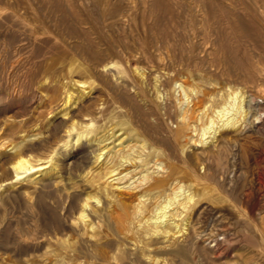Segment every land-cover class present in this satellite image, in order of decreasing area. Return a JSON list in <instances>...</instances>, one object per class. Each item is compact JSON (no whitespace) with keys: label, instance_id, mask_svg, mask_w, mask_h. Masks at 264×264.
I'll list each match as a JSON object with an SVG mask.
<instances>
[{"label":"rangeland","instance_id":"obj_1","mask_svg":"<svg viewBox=\"0 0 264 264\" xmlns=\"http://www.w3.org/2000/svg\"><path fill=\"white\" fill-rule=\"evenodd\" d=\"M19 1H24L27 5L30 3L29 7H36L38 3L37 0L35 2L28 0L29 3L28 1L25 3L26 0ZM111 1L114 2L111 5L107 4L104 9L102 8L105 7L104 5L95 2L90 4L87 0H85L86 3L84 0H80L79 4L76 3L78 11L86 5L79 14L83 22L89 18L91 23L88 19L84 22L85 24L81 23L82 29L87 30L84 32L86 37L83 35L85 38L83 36L81 38L82 43L86 44H82L77 36L74 37V33L68 32L66 35L65 32L69 30L63 31L65 28H62L59 43L54 44L51 52L42 55L44 48L37 45H29L28 48L23 45L22 50H14L12 47L18 45L19 36L11 33L9 37H2L0 34V184L6 183L0 185V196L4 190L9 191L8 197H5L3 201L0 200V264H264V115L258 122L243 124L234 132L225 133L226 139L223 146L213 143L210 146L203 144L199 140L200 130H193V132L191 129H183L181 136H172L171 134H175L182 128L181 112L185 110V107L191 114L190 122L198 128L203 125L207 116L213 114V107L217 106L218 100L209 101V103L212 102V106L206 109L207 115L201 113L204 108L203 103L210 98L209 93H217L220 84L206 83L198 74L194 75L188 70L189 67L204 69L207 65L200 59L204 53L201 52V46L198 44L193 43L194 49L191 50L190 44L188 47L186 45L183 48L184 52L179 49V45H171L174 51L170 48L171 46H164L155 50L157 64L145 62L148 60L141 57L143 56L141 52H139L140 55L137 52L140 51L137 48L139 41L144 37L138 24L141 25L139 20L145 5L143 2L149 3L152 0H119L120 3L118 0ZM94 4L99 6L96 7ZM116 4L119 5L118 10L122 12L113 10ZM40 6H43V9ZM87 6L88 8L91 6L89 10L93 9L90 11L91 14ZM37 8L39 11H44L45 6L39 3L33 9ZM136 9L140 14L136 15ZM132 11H135L137 17H134ZM111 12L113 18L110 17ZM123 12H129V14L124 13V17L123 14L120 16ZM83 15H86V18ZM91 16L96 21H92ZM118 16L124 19H119ZM107 19L111 20L108 22ZM117 19L122 20V25ZM128 22L130 26L127 25ZM133 22L138 24L134 25ZM113 24L119 26L115 27ZM131 24H133L132 27ZM133 27L138 30L140 28L139 31L136 30L142 35ZM87 32L90 35L87 36ZM124 34L129 35V38ZM87 37L92 40L89 41ZM61 39L64 41L62 42ZM104 40L115 44L110 48L108 46L110 43H107L111 52L106 51L107 46ZM72 41L77 47H74ZM6 42L8 46L4 47L3 43L6 44ZM133 46L134 49H131ZM75 48L78 49L79 55L75 53ZM84 48L88 49V52ZM96 48L100 49L103 57L109 55L114 58L119 57L117 59L120 60L121 68H123V79L113 78L111 88L104 82L102 73L104 71L93 69L83 71L84 67H87L86 63L95 61L92 59L91 51ZM115 48L119 49L118 51L122 48L124 52L123 50L115 52ZM130 50L133 51L130 52ZM185 53L190 60L189 64H176L177 56L181 54L186 56ZM125 54L132 57L124 56ZM192 55L198 59L194 60ZM71 56H74V61L70 59ZM35 62L38 64H34ZM192 64L195 65L191 66ZM86 73L93 80V89L79 98L81 86L74 80ZM239 78H234L235 87L238 85L245 94L264 96V92L261 91L264 85L260 80L247 82ZM180 82L189 91V99L184 101L183 106L178 104L183 98V91H180L181 88L178 87ZM69 90L73 92L71 101L79 98L78 103L71 105L69 109L81 113L88 108L89 117H94L100 126L98 135L105 134L109 125L113 126L119 121L126 123L127 128L136 129L139 136L147 140L149 147L144 152L148 153L153 146L156 149L151 153L149 164L138 163L139 167L136 164H129L127 167L133 169V172L131 171L123 179L109 182L111 178L107 180L103 176L99 179V183L92 184L88 180L90 173L85 174L83 170L88 166L95 169L98 162L93 161V156L86 150L77 149L75 154L66 156L61 162L62 177L53 188L38 189L28 179L22 181L5 179L6 161L9 153L14 150V148L11 149L9 136L13 135V139L21 140L27 131L31 134L42 126L48 127L59 123L62 120L60 110L63 109L62 106L64 107L62 103ZM78 104L81 106L77 109L73 108ZM143 111L154 113L147 117L145 123L141 120ZM24 117H28V121L22 124L24 130L16 129L13 132L12 129H5L7 124ZM124 135L125 143L133 139L127 133L122 136ZM31 137L34 138V136ZM55 138L50 143L52 147L59 145V137ZM111 139L107 140V143ZM140 143L135 139L131 141V144L140 145ZM111 145L112 143H108L106 148ZM48 151L49 149L44 150L42 156H45ZM55 158L56 155L52 161ZM75 158L77 160L74 163L68 162ZM47 165L49 163H45V166ZM147 169L151 171V178L140 180L139 172ZM32 174L36 175L39 172ZM155 178H163L164 181L161 185L155 186ZM181 184L186 189L185 193L194 194L189 209L181 217H188L191 223L189 225L199 223L201 232L193 233L190 237L192 240L188 241L184 240L186 232H176L175 236L170 238L171 240H166L161 230L155 232L154 227L146 219L152 215L155 206L163 202L168 195L172 196L173 190L179 189L178 186ZM90 195L92 196L89 199L91 206L88 207L89 215L85 220L80 217V212L83 202ZM182 197L183 195H180V199ZM36 200H38L39 208L33 206ZM173 204L177 205V203ZM173 204L170 208L174 207ZM137 206H143L141 207L143 212L139 211ZM227 208L232 209V213L236 212L235 218L232 219ZM215 211L220 213L219 221L213 220L212 214ZM113 212L120 214L117 213L115 216ZM91 220L94 223L93 227L87 225ZM179 222L183 220L180 218ZM189 225L186 231L192 230ZM71 246L77 248L75 252L71 250ZM163 260L167 262L164 263Z\"/></svg>","mask_w":264,"mask_h":264},{"label":"bare ground","instance_id":"obj_2","mask_svg":"<svg viewBox=\"0 0 264 264\" xmlns=\"http://www.w3.org/2000/svg\"><path fill=\"white\" fill-rule=\"evenodd\" d=\"M18 1H16V0L15 1L14 0H0V34L2 37H9L8 35L11 33L17 34L19 36L18 41H17V42H19L18 45L12 47V48H14V50H22L23 45L24 46L26 45L27 48L29 45L30 46L31 45H33V46L37 45L39 47L44 48V52L42 53V55H46V54H48V52L52 51L54 44L59 43L60 33L62 32L61 31L62 28H65L63 31H65L66 29L69 30V31L65 32V34L68 32L74 33L75 34L74 37L77 36L79 40H81V38H83L86 35V33H84V32H86L87 30L85 31L81 27V23L83 22V20H82V17L80 15L81 14L80 10L84 9L86 7V5L84 8L80 7L82 9H79V11H78L77 4H79L78 2H80V0L79 1H77V0H40L41 2H39V0H37L38 1V3H36L37 5L39 3H42L45 6L44 11H39L38 10L39 8L33 9V8H36L37 5H36V7H29L28 5L30 4L29 3L30 1H28V0L25 1V3L28 1L27 2V3H29L28 5L24 4V1L23 2L22 1L18 2ZM87 1H90V4L92 2H95L97 4H102L105 6V7H102L103 9L107 7L106 6L107 4L111 5V3L114 2L111 0H87ZM120 1L118 0V3H120ZM33 2H35V0ZM33 2H32V4H33ZM84 2H85V0H84ZM143 3H145V5H144V9L142 10L143 12H141L142 13L140 16L141 20H139V21H141V25L136 23L137 20H136V22H133V23H135L134 25L138 24L144 33V37L143 38L141 37L142 39L140 38L141 41H139V44L137 46L138 50H140V51H137V52L138 53L141 52L143 54V56H141V57H144L143 59H146L149 61V62L148 61H145V62H147V63L156 62V64H157L158 63L157 59H156L157 55L156 56L154 55L155 50L160 49L164 46L179 45V49H181V51H183V48L186 45H187L186 47H188V45L190 44L189 49L191 50V49H194V45H192L193 43L198 44L201 46V52L204 53L203 57L201 56L202 58H200V56H199V58L202 59L203 62H205L203 64H207V65L205 68L203 67L204 69L198 70V69H192V67H189L188 70L194 75L198 74L199 77H201L203 80H205L206 83L220 84L219 90L217 91V93H213V94L209 93L210 98L208 100L204 101L205 103L202 102L204 104V106H203L204 108L201 106L203 108L201 110L202 111L201 113H205L206 109H208L210 106H212V102L209 103V101H214V99L218 100L217 106L213 107V110H212L213 114L211 113L212 114L211 116H207L208 118L206 121H204L203 125L198 128L195 124H192L190 122L191 114L189 113L188 109L186 110V107H185V110L183 109L184 111L181 112L182 128L179 131H177L175 134H171V135L174 137H179L182 135L183 129H191V131H193V130L199 131L200 130V132H199V134H200L199 138L200 139L199 140L203 144H205L206 146L207 145L210 146V144L213 143V144H216L218 146V145H222L225 142V139H226L225 133H227L228 131H230L232 133V131L234 132L235 130L239 129L241 126H243V124L246 125V124L258 122L259 118L262 115H264V96L259 97L253 93L245 94L244 93L245 91L243 92L238 87V85H237V87H235L233 82H235L234 81L235 77H240L239 79L242 78L241 81L244 80L247 82L248 81L255 82V81L260 80L261 84L263 83V85H264V0H152L149 3H146L145 1ZM34 5H35V3H34ZM102 5H100V7ZM122 5H124V4H122ZM125 5H127V4H125ZM82 6H83V4H82ZM94 6H96V5L94 4ZM98 6L99 5H97L96 7H98ZM139 6L140 5H138V7ZM42 7L43 6H40V8H42ZM96 7H95V11H97ZM111 7H113V5ZM118 7H119V5L116 4L115 9H113V10L116 11V9H117V12H118L119 11ZM87 8H88V6H87ZM89 8H88L89 12L93 11V9L89 10ZM133 8H136V6L135 7L133 6ZM86 9L84 10L85 12H86ZM113 10H112V12H114ZM138 10H140V8ZM103 11L104 10H102V12ZM79 12H80V14H79ZM112 12L110 14L111 18H113ZM132 12L134 13L135 11H132ZM91 13L92 12H90V14ZM124 13H127V12L121 13L120 16H122V14H123V17H124ZM135 13H136V15H138L139 11L137 13V9H136ZM135 13L133 15H134V17H137V16H135ZM82 14H83V11H82ZM87 14H88V12H87ZM127 14H129V12ZM94 15H95V13H94ZM133 15H132V17H133ZM120 16H118V18ZM106 17L109 18V16H107V15H106ZM93 18L91 16V19H93ZM121 18L122 17H120L119 19H121ZM87 19L89 20V18H86V20ZM119 19H117V20L119 21L120 25H122V23H121L122 20L120 21ZM122 19H124V18H122ZM94 20L96 21V19H93L92 21H94ZM97 20H98V18H97ZM107 21H108V19H107ZM124 21L125 20H123V22ZM88 22L90 23V20ZM114 22H115V20H114ZM125 22H127V21H125ZM113 25L115 27L119 26V25L116 26V24H113ZM127 25L130 26L129 22L127 23ZM127 25H125V26H127ZM108 26H109V28H111L110 25H108ZM132 26H133V24H131V27ZM131 27H129V28H131ZM122 29H124V28H122ZM136 29L138 30V28H136ZM88 30H90V29H88ZM137 30H136V32H138L140 30V28L138 31ZM117 32H119V31H117ZM117 32H115L116 36H117ZM62 34H64V33H62ZM127 34H129V32ZM66 35H68V34H66ZM88 35H90V34L88 33L87 36ZM91 35H92V33H91ZM110 35H112V34L110 33ZM124 35H126V34H124ZM140 35H142V34H140ZM140 35H139V37H140ZM127 36L129 38V35H126V37ZM135 36L137 37L138 35H135ZM64 38H69V37H64ZM111 38H113V37H111ZM114 38L116 39L115 35H114ZM97 39H99V38H97ZM122 39H124V38L122 37ZM82 40H81V43H82ZM90 40H92V39H89V41ZM133 40L136 41V39H133ZM61 41H62V39H61ZM67 42H69V41L67 40ZM85 42H88V41H85ZM98 42H100V41H98ZM105 42H104V44L107 46L108 41L106 43ZM128 42H130V41H128ZM128 42H125V43H128ZM72 43H73V41H72ZM81 43H80V45L86 44V43H82V44ZM101 43H99V45ZM109 43H110V45H108V46L110 48H112L111 45L112 46L115 45L114 43L111 44L110 41H109ZM130 43H132V42H130ZM135 43H137V42H135ZM74 44L75 43H73V45ZM104 44H102V45H104ZM3 46L4 47L8 46L7 42H6V44L3 43ZM108 46H107V50H106L107 52L111 50V49L109 50ZM117 46L118 45H116V47ZM134 46H136V45H134ZM134 46L131 49H134ZM172 46L170 48H172ZM74 47H77V46L74 45ZM78 47H79V45H78ZM94 47H96V46H94ZM208 48H210V50ZM57 50H59V49H57ZM77 50L78 49H76L75 53L77 52ZM84 50H85V48H84ZM89 50H90V48H89ZM114 50H115V52L116 51L120 52L123 49L120 48V51H118L119 49L117 50V48H115ZM172 50H173V48H172ZM31 51H33V50H31ZM85 51L88 52V49ZM132 51L133 50H130V52H132ZM175 51H177V49H175ZM194 51L197 52L196 50H194ZM35 52H37V50ZM123 52H124V50H123ZM123 52H122V54H123ZM91 53H92V59L95 61H92L91 63H89V62L86 63L87 67H84L85 70H83V71H86L88 69H93V70H97V71H99V70L104 71V72H102L104 75L103 79H104L106 86H108L109 88H111L113 86V82H112L113 78L114 79H120V80L123 79L122 78L123 77L122 76V72H123L122 69L123 68H121L120 60L117 59L119 57L114 58V57H111L110 55L103 57L99 48L92 49ZM77 54H78V52H77ZM185 54H186V56L183 54L177 56V63L176 64H178V63H182L184 65L189 64L190 60H189V58H187V53H185ZM201 54H199V55H201ZM120 55H121V53H120ZM139 55H140V53H139ZM37 56H39V55L37 54ZM124 56H128V55L125 54ZM87 57L89 58V56H87ZM130 57H132V56H130ZM190 58L192 59V57H190ZM193 58H195L194 60L198 59L195 56H193ZM70 59L74 61V56H71ZM191 61L193 62V60H191ZM77 63H79V62H77ZM194 63H196V62H194ZM34 64H36V62ZM153 64H155V63H153ZM7 65H9V64H7ZM174 65H175V62H174ZM194 65L192 64L191 66H194ZM71 67H72V64H71ZM158 80H161V79H158ZM236 80L238 81V79H236ZM74 81L80 83L79 85L81 86L82 91H81V93H79L80 94L79 98L86 93H90V91L93 89V80L90 79V75H87V73L84 74L83 76H81V78L75 79ZM155 84L157 85V83H155ZM178 87L181 88L180 91H183V94H182L183 98L182 99L179 98L180 99L179 103L177 102L179 104V106H181L185 100L189 99V94H188L189 91L187 90V88H185V86L181 82L178 83ZM21 90H22V87H21ZM193 91H195V88H193ZM204 91H202V92H204ZM206 91H208V90H206ZM261 91L264 92V89ZM22 92H24V91H22ZM66 95L67 96L62 103V104H64V107L62 106L63 109L60 110L62 120L59 123L52 125V126H48V127L42 126L36 132H33L31 134L29 131H27V133L25 134V136L21 140L13 139V137H12L13 135L9 136L8 140L10 141V144L12 145L11 149L14 148V150L9 153L7 161H6L7 165H6L5 179H11V181L12 180L22 181L23 179H28V181L33 183L38 189L43 190V189L53 188L55 185H57V183L61 180V177H62L61 162L64 161V158L66 156L73 155V153L77 149L86 150V152H88L89 154H91V156H93V161L98 162V166L95 169H93L92 166H88L85 170H83V172L85 174L90 173L88 180L91 181L92 184H94V182L99 183V179L102 178L103 176H105L107 178V180H109L108 178H111L109 180V182L114 181L115 179L116 180L123 179L133 170V169H130V167H127V165H129V164H132V165L136 164V166H138L137 165L138 163L144 164V165L149 164L151 153L155 152L156 149L153 146L152 148H150L148 153H145L144 152L145 149H147L149 147L147 145V142H146L147 140L144 137H140L139 134L137 133L136 129L127 128L126 123L119 121L118 123L114 124L113 126H111L112 124L109 125L111 127L108 126L106 128L105 134L98 135V132H99L98 129L100 126L96 123L94 117H92V116L89 117V115H90L89 109L87 108L85 111H83L81 113H76L72 109H69V107L71 105L78 103L77 101L79 98H76L73 101H71L73 98V92L71 90H69ZM201 101H200V103H201ZM203 104H201V105H203ZM79 106H81V104H78L77 106H74L73 108L77 109ZM97 107H99V106H97ZM192 109H193V107H192ZM137 110H139V109H137ZM189 110H191V108ZM199 112H200V110H199ZM208 112H210V111H208ZM150 114L153 115L154 113L145 112V111L141 112L142 122L145 123V121H147V117ZM205 114L207 115V113H205ZM199 117H198V120H200ZM27 121H28V117H24L18 121L16 120V122H11V124H7L5 129H12L13 132L16 129L17 130H24L23 129L24 127L22 124H25ZM118 124L120 126H118ZM35 126H37V125H35ZM109 130H112V131L110 132ZM108 131H109V133H107ZM117 131H121V132L117 133ZM241 131H243V130H241ZM124 133H127V135H130V137L135 139V141H138V142L140 141L141 142L140 145L131 144V141L133 139L129 140L128 143H125V140H126V139H124L125 135L122 136ZM189 134H191V132ZM59 135H61V136H59ZM31 136H34V138H32ZM196 136H198V134ZM55 137H59V140H58L59 145L57 147H52L50 143H51L52 139ZM112 137H113V139H111ZM109 139H111V140L108 141V143H112V145L110 147L106 148L108 146L107 140H109ZM236 139H238V138H236ZM233 140H235V139H233ZM104 141H106V142L104 144H102V142H104ZM232 142H234V141H232ZM179 143H181V142H179ZM235 143H236V141H235ZM225 145H226V143H225ZM183 146H184V144H183ZM46 149H49L48 153L45 156H42L44 150H46ZM77 152L79 153L80 151H77ZM55 155H56V158L54 161H52ZM76 160H77L76 158L72 159V160L70 159V161H68V162L74 163ZM45 163H49V165L45 166ZM158 167H160V165H158ZM34 172L35 173L39 172V174L33 175L32 173H34ZM139 173H140V175L138 176V178H140V180H142V181L151 178V171L149 169L141 171ZM30 174H32L31 175L32 177L30 176ZM135 179L136 178H134V180ZM197 179H195V180H197ZM11 181H8V182H11ZM163 181H164L163 178H155L154 179V185L159 186V185H161V183H163ZM2 184H6V183H1L0 185H2ZM121 186H122V184H121ZM132 186H131V188H132ZM178 187H179V189L173 190L172 196L166 195L167 197L164 198L163 202H160L157 205L155 204L156 205L155 209L153 210L152 215L149 218H147V216L146 217L144 215L143 216L145 218H147L146 221L149 222L151 224V226L154 227L153 229L155 232L161 230V232L163 233V236H164V238H166V240H171L170 238L175 236L176 232L177 233L178 232H182V233L186 232L187 235H185L184 240L188 241L189 239L192 240L190 237L192 236L193 233L199 234V232H201L199 230L200 224L198 223V225H196V223H194L193 225H189L191 223L189 222L190 220H188V217H186V216L181 217L182 214L185 213L189 209L190 203L194 199V194L185 193L186 189L183 188L182 184L179 185ZM198 187H200V186H198ZM8 194H9V191L4 190L1 193L0 200L3 201L5 199V197H8ZM240 194H243V193H240ZM180 195L181 196L183 195V197L181 199H180ZM91 197H92L91 195L89 197H87L82 204L81 212H80V217L82 219L85 218V220H86V217L89 215L88 207L91 206V204L89 202V199ZM244 198L246 199L247 197L245 196ZM115 203L117 204L118 202H115ZM173 203H177V205L174 206ZM172 204L174 207L170 208V206ZM241 204H242V202H241ZM243 204H245L244 201H243ZM137 205H138V203H137ZM33 206L38 207V200H36L34 202ZM229 206H230V204H229ZM122 207H123V205H122ZM137 207L139 208L138 209L139 211L143 212L142 211L143 209L141 208L143 206H141V207L137 206ZM145 207L146 206H144V208ZM222 209H224V208H222ZM227 209L229 210V208H227ZM243 209H244V207H243ZM126 210H127V208H126ZM231 210L232 209H230L228 212L231 214V217L233 219V218H235L236 212L232 213ZM119 212H117V213L120 214ZM113 213L116 216L117 213H115V212H113ZM225 213L227 214V211H225ZM212 215H213L214 221H219L220 213L218 211H215L214 214H212ZM239 216H241V215H239ZM117 218H119V217L117 216ZM180 218H181V220H183V222H179ZM200 220H201V218H200ZM87 225H91V227H93L94 223L91 220V221H89V223H87ZM188 225L192 227L191 231H186L188 228ZM205 231H207V230H205ZM209 232L211 233V231H209ZM160 235L162 236V234H160ZM180 239H181V237H180ZM166 248L164 250H166ZM76 249H77L76 247L71 246L72 251L75 252ZM132 258H133V256H132ZM165 261H164V263H165Z\"/></svg>","mask_w":264,"mask_h":264}]
</instances>
